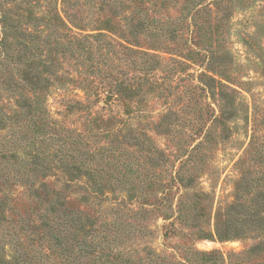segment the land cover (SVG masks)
Masks as SVG:
<instances>
[{
  "label": "rangeland",
  "instance_id": "obj_1",
  "mask_svg": "<svg viewBox=\"0 0 264 264\" xmlns=\"http://www.w3.org/2000/svg\"><path fill=\"white\" fill-rule=\"evenodd\" d=\"M150 1L142 7L148 8L147 17H155L157 24L181 17L184 0H177L176 5L168 4V7L154 6V1ZM61 4L60 0V10ZM221 4L204 0L206 8L201 18L208 16V47L212 46L220 56L223 51L233 56L227 75L208 71L216 79L215 86L221 88L219 83L223 82L239 91L238 115L228 126L217 119L221 117L220 107L223 106L215 99L218 95L214 98L208 90L200 96L201 105L195 104L194 85L198 83L195 75L204 70L196 60L197 54H192L200 47L196 45L195 33L189 34L186 28L184 36L178 39L172 37L170 31L158 29L159 36L152 37L147 32L135 38L119 17L94 12L85 13L90 15L89 27H71L82 34L103 32L107 37L92 41L91 50L76 54L66 52L55 57L61 78L46 96L47 111L42 123L45 134L32 131L40 134L36 152L50 149L48 153L52 154L59 146L57 142L64 143L72 135H80L77 156L84 160L85 167L89 168V163L90 167L97 168L115 165L114 157L121 154L143 162L140 164L146 167L142 169V178L149 170L145 163L147 152L134 146L132 138L123 143L127 132L124 126L128 122L143 127L153 145L169 151L178 146L180 138L187 147L205 141L201 154L205 159L200 170L194 172V187L185 188L172 180L173 171L161 177L155 170L149 182L139 183L143 187V192L138 191L139 197L129 199L127 192L106 185L101 177L95 180L87 175L69 177L58 168L59 163L50 162L49 157L38 179L46 181L49 190L54 189L64 198L66 207L59 213H70L69 209L73 208L96 222L83 229L73 249L62 252V248H70L66 235L41 240L34 228L27 232L20 228L19 221L25 219L23 224L27 226V216L35 218L31 211L39 202L30 196L31 190L22 179L26 176L24 166L17 167L20 174L14 172L9 191L1 187L10 201L7 220L0 224L2 257L8 260L14 254L25 253V264H264V229H258L256 222L245 226L239 236L231 239L221 238L217 233V224L224 226L232 216L234 203L244 205L240 208L247 214L258 210L264 215V199H257L264 195V0H223ZM137 6L134 3L129 10L136 11ZM177 26L181 28L183 20ZM186 39L190 43H186ZM125 46L132 47L135 53ZM145 51L177 60L178 63L169 64V68L174 65V74L167 79L163 72L167 64L163 65L154 70L156 75L151 80H143L145 90L151 88V83L157 85L155 81L163 87H154L155 92L145 91L142 102L137 98L126 100L122 98L123 93L117 91L116 84L121 78L130 79L132 75L145 78L139 65L146 60ZM95 97L99 99L97 105L87 108ZM68 100L84 104L70 108L66 105ZM128 105L130 115L126 114ZM170 108L181 115V125L172 131L183 130L181 136L165 132L160 126V118ZM197 113L203 119L196 118ZM138 115L141 117L136 119ZM25 129H21L19 135ZM9 133L10 130L0 131V141L4 140L7 148L13 145L12 140L6 143L3 136L10 139ZM19 137H13L17 154L30 160L26 154L28 147L21 139L15 140ZM176 164L178 166L180 161ZM181 214L185 216L183 222H180ZM64 227V233L73 235L70 224ZM117 228L126 233H119ZM201 231L206 235L199 238ZM28 233L35 239L29 238ZM97 241L100 243L96 244ZM197 251L208 253V263L197 259L193 254Z\"/></svg>",
  "mask_w": 264,
  "mask_h": 264
},
{
  "label": "trees",
  "instance_id": "obj_2",
  "mask_svg": "<svg viewBox=\"0 0 264 264\" xmlns=\"http://www.w3.org/2000/svg\"><path fill=\"white\" fill-rule=\"evenodd\" d=\"M59 1L0 0V131L10 130L8 136L12 139L7 138V135L3 137L6 139V143L12 140L13 144L10 148H7L4 145V140L0 141V224L7 220V211L9 210L10 203L9 195L3 192L1 187L9 191V183L14 177V172L20 174L17 167L24 166L26 176L24 175L22 179H24V183L31 190L30 196L36 198L39 203L31 211L32 214H35V218L27 216V226L23 224L25 219L19 221V224H22L20 228L25 229L26 232L31 230L30 228H34L41 240L55 239L65 237L66 235L67 242L71 243L70 248H62V252H65L68 249H73L72 245L78 236L85 231L83 229L94 225L96 222L92 217L83 216L73 208L69 209L70 213H59L66 207L64 198L54 189L53 191L49 190V185L46 181L40 182L38 179V173L43 172L46 160L49 157V161L54 160L58 162V168L62 169L69 177L80 178L82 175H87L91 180L101 177L105 180L106 185L109 184L110 186H114L116 190L127 192L129 199L139 197L138 191L143 192V187H140V184L145 181L149 182L155 170L158 171L157 174H161L159 175L161 177L173 171L174 174L170 177L172 180H175L185 188L194 187L193 183L196 178L194 172L195 170L198 171L205 159L204 154L201 155L205 141H200L192 147H187L184 140L180 138L178 146H175L174 150L169 151L167 148L153 145L152 139L146 134L143 127H135L131 122L125 124L127 119L124 120V128H126L127 132L124 135L125 141L123 143L127 139L130 141L132 138L135 141L133 143L134 146L140 147V150L147 152L145 163L148 164L149 170H146L143 174L145 175L144 178L141 175L143 173L142 169L146 166L140 164L143 162L138 158L125 157L121 154L114 157L115 165L97 168L90 167L89 163V168L85 167L84 160L80 159V155L77 156V154H80V147L78 146V137L80 135H72V138L64 141V143L57 142L59 146L52 151V154L48 153L51 151L50 149L34 151L36 144H38L36 140L40 134L35 135L32 131L45 134L42 132V123L44 121L43 115L45 116L47 111L46 96L61 78L59 76L60 69L57 67L58 64L55 61V57L59 54L66 55V52L76 54L77 52L81 53L91 50L92 41L107 37L103 32H99L98 34H82L73 30L71 26L80 29L89 27L90 22H87V19L90 18V15H85V13L108 12L113 16L119 17L126 23V28L135 38L147 32L152 37L159 36L158 29L161 31L168 30L172 37L178 39L184 36L185 32L183 30L186 28L189 34L195 33L198 37L196 45L200 47L197 51H192V54H197L196 60L204 68V70L195 75L198 79V83L194 85L196 94L195 104L197 107L201 105V97L204 93H208V90L214 98L215 95H218V98L215 99L222 102L223 106L220 107L221 117H217V119L223 120L224 124H227L226 126H228L229 122L236 119L238 115L239 104H237V93L239 91L223 82L219 83L221 88L215 86L216 79L208 74V71H214L227 75L226 73L229 72V68L233 63V56L228 51H223V54L220 56L216 49L212 46L208 47V16L205 15L201 18V13L206 8L204 0H184V4L180 8L181 17L170 20L166 24L162 22L157 24L154 19L155 17H147L148 8H143L142 5L145 2H151L150 0H61V10L58 6ZM153 1L154 6L161 5L168 7L169 5H176L177 0ZM222 1L213 0L214 3L220 5H222ZM134 3L138 4L136 7L138 10L130 11L129 7ZM39 11L43 13H39ZM80 12L81 15L78 16ZM64 17L68 19L71 25H69ZM180 20H183L181 28L177 26ZM189 41L186 39L185 42L190 43ZM138 43L136 40L135 44L138 45ZM125 48L129 52L135 53L132 47L125 46ZM59 51L61 52L58 53ZM143 55L146 57V60L142 64L139 63V65L140 71L145 73V78L137 77L140 76L139 74L132 75V77H129L130 79L121 78L116 84L118 87L117 91L122 92V98L124 97L126 100L137 98L138 102L144 101L143 95L145 91L155 92V88L163 87L161 83L155 81L157 85L151 83V88L147 87V90H145V82H148L153 75H156L154 74V70L161 69L163 65L167 64L163 68V72L166 73L165 76L168 79V77L174 74L175 70L174 65L169 68V64H172L170 62L174 61L178 63L177 60L160 53L145 51ZM134 64L137 65V61H134ZM137 78L140 80H136ZM98 101V97H95L93 103L88 104L87 108L96 106ZM83 104V102L78 100L66 101V105L70 108H77ZM126 114H131L129 105ZM128 117L130 118L131 116ZM140 117L138 115L136 119ZM196 118L203 119L198 113ZM159 122L165 132L173 134L174 132L172 131H174L177 125H181V115L178 111L170 108L168 112L163 114ZM23 126L26 127L25 132L19 135L22 131L21 129H24ZM28 131H30V134H27ZM182 132L183 130L173 135L181 136ZM15 136H20L15 140L21 139L20 141H23L28 147L29 150L26 154L30 156V160L27 157L20 158L18 156V148L16 142L13 141V137ZM206 140L208 141V135L206 136ZM68 144H70V147L66 149ZM31 146L34 149L30 150ZM177 161H180L178 166L176 164ZM14 169L16 170L14 171ZM257 199L263 200L264 195ZM237 204L238 202L234 203L233 209H231L232 216L227 220L225 225L219 226L217 224V233L221 238L231 239L237 237L242 233L245 226L252 225V223L255 224V222L258 224V229L261 231L264 229V215L261 216L258 210H253V214H247L240 208H244V205ZM34 208H38V210H34ZM11 214H13V210ZM184 217L181 214L180 222L185 221ZM67 223L73 228V235L64 233L66 230L64 226ZM117 230L120 231L119 233L125 231L119 228ZM200 233L199 238L206 235L204 231ZM27 235L29 238L35 239L30 233ZM92 235L95 234L92 233ZM16 242L20 243V241ZM97 243L100 242L97 241ZM193 254L199 257H197L198 260L208 263V253L197 251ZM25 262H27L25 253L23 255L14 254L7 260L2 257L0 251V264H25Z\"/></svg>",
  "mask_w": 264,
  "mask_h": 264
}]
</instances>
